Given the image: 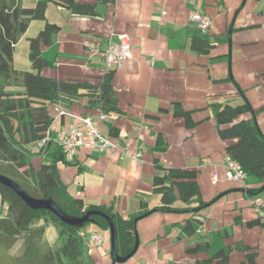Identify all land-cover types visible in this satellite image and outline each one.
Returning a JSON list of instances; mask_svg holds the SVG:
<instances>
[{
	"label": "crops",
	"instance_id": "1",
	"mask_svg": "<svg viewBox=\"0 0 264 264\" xmlns=\"http://www.w3.org/2000/svg\"><path fill=\"white\" fill-rule=\"evenodd\" d=\"M75 1L93 4V14H73L47 4L45 19L58 31L41 52L51 65L42 74L98 88L105 76L104 51L120 35L126 36L132 59L109 74L116 111L104 121L99 120L103 113L83 95L64 96L60 105L48 108L51 142L60 139L71 114L91 118L101 135L117 146L101 151L86 146L91 143L87 138L74 157L64 156L57 167L68 193L81 200L84 210L104 206L130 217L160 205L153 192V180L161 173L157 166L195 170L199 198L192 197L184 207L220 199L194 215L145 214L136 222L137 250L125 264H221L215 255L221 249L228 256L222 264H240L245 249L254 254V264H264V227L254 223L252 198L239 191L256 188L257 180L225 179L228 141L215 120L219 105H240L245 98L264 137V0ZM196 9L211 20L205 35L189 19ZM39 23L35 35L43 26ZM33 25L19 41L30 38ZM15 55L16 46L13 68ZM20 87L13 82L6 90ZM135 152L138 160L131 158ZM192 216L185 232L184 219ZM90 225L83 231L86 235L99 230ZM102 233V245L86 259L111 264L109 233L108 242Z\"/></svg>",
	"mask_w": 264,
	"mask_h": 264
},
{
	"label": "trees",
	"instance_id": "2",
	"mask_svg": "<svg viewBox=\"0 0 264 264\" xmlns=\"http://www.w3.org/2000/svg\"><path fill=\"white\" fill-rule=\"evenodd\" d=\"M106 1V0H104ZM25 0H0V175L5 176L37 199H51L65 214L82 217L86 212L100 211L110 218L114 226V253L110 250V261L115 256H126L135 243L136 223L134 220L153 211L197 214L211 206L220 197L209 203L199 201L196 208L184 207L192 197L199 198L195 170L163 169L157 166L153 180V192L159 195L160 205L153 210L123 217L111 208L90 207L83 209L80 199L71 196L59 175L58 164L64 161V154L57 143L50 140L53 118L48 112L50 106H58L64 96H86L88 104L107 115L116 111L115 99L111 96L109 74L98 88L86 83L62 82L42 74L50 68L41 52L51 44V37L58 27L45 19L48 3L64 8L73 14L92 15V5L78 4L75 0H33L32 6H25ZM32 21L43 22L42 28L28 38V61L30 70L13 68L15 46L26 33ZM193 45L197 40L193 39ZM206 48L207 44L199 42ZM21 85L19 90L7 91L12 83ZM215 120L221 126L220 135L225 138V156L237 163L246 176H253L258 186L249 189L248 197L263 198L259 193L264 185V137L255 123L254 114L244 98L240 105H219ZM48 133L49 140L39 148L37 144ZM248 190V189H247ZM6 204L5 212L0 211V264H95L83 246L87 237L83 229L63 224L46 210H31L9 188L0 184V209ZM97 232H109L104 218L92 216ZM193 216L184 219V231ZM42 221V223H41ZM254 223L264 227V217L256 215ZM52 224L59 237V246L41 250L45 226ZM101 230V231H100ZM22 240V254L11 258L8 254L16 242ZM110 242V240H109ZM240 264H254V254L246 253ZM216 258L225 263L228 256L225 250H218ZM221 263V264H222Z\"/></svg>",
	"mask_w": 264,
	"mask_h": 264
},
{
	"label": "built area",
	"instance_id": "3",
	"mask_svg": "<svg viewBox=\"0 0 264 264\" xmlns=\"http://www.w3.org/2000/svg\"><path fill=\"white\" fill-rule=\"evenodd\" d=\"M165 12H162L164 15ZM189 19L195 24L197 30L205 35L208 33L211 26V20L206 15L201 14L196 9L189 15ZM131 51L128 40L125 35H120L118 41L109 43L103 54V68L105 72L109 70L120 69L123 66L131 63ZM58 109V108H57ZM59 110V109H58ZM107 115L100 114L99 120L104 121L107 119ZM68 122L65 129L60 134V139L56 142L67 158H72L76 155L77 148L84 144V140L89 138L90 144L86 146L97 147L101 151L107 149H116L117 146L110 142L107 138L103 137L94 121L89 117L75 116L67 114ZM49 140L48 133L45 138L41 140L37 146L41 148L46 141ZM125 154V152H124ZM140 155L133 153L131 158L138 160ZM225 167V179L231 183H243L246 174L243 172L241 167L235 163L230 157L225 156L224 158ZM252 208L254 213L260 217H264V198H254L252 200ZM102 245V236L100 232H91L87 237L84 238L83 246L86 250L96 249Z\"/></svg>",
	"mask_w": 264,
	"mask_h": 264
},
{
	"label": "water",
	"instance_id": "4",
	"mask_svg": "<svg viewBox=\"0 0 264 264\" xmlns=\"http://www.w3.org/2000/svg\"><path fill=\"white\" fill-rule=\"evenodd\" d=\"M234 19L232 20L231 25H233ZM231 29L229 30L230 33ZM230 35V34H229ZM228 42H229V36H228ZM0 184L4 185L5 187L9 188L16 196H18L24 204L30 208L31 210H46L53 214L59 221H61L63 224H66L71 227L81 228L84 224H94L93 219H91L92 216H99L101 218H104L106 222L108 223L109 228V239H110V250L111 253H114V226L112 221L108 216H106L104 213L100 211H93L90 210L86 212L82 217L76 218L69 216L65 214L51 199L49 198H43V199H37L29 196L25 192L23 188H21L17 183L12 181L11 179L0 175ZM244 193H249V190L243 189L239 190ZM264 191V185L260 188L259 193ZM221 196H218V198ZM145 215L138 217L134 220V223H136L139 219L143 218ZM138 247V239L137 234H135V243L132 248V250L123 257L115 256L114 260L112 261V264H123L128 259H130L136 252Z\"/></svg>",
	"mask_w": 264,
	"mask_h": 264
},
{
	"label": "rangeland",
	"instance_id": "5",
	"mask_svg": "<svg viewBox=\"0 0 264 264\" xmlns=\"http://www.w3.org/2000/svg\"><path fill=\"white\" fill-rule=\"evenodd\" d=\"M25 1H27V0H25ZM31 5H33V3ZM32 22L34 25L30 28L27 37H31V36L35 35V30L37 29V26L40 25L39 22H41V21H32ZM28 49H29V45H28L27 39H26V41H24V40L18 41V43L16 44V55H15V64H14L15 68H18L19 70L28 71V69H29L28 67L30 64V62H28ZM6 206L7 205L4 204L3 207H1L0 211H3V213H4ZM41 223H42V221H41ZM89 226H91V225L90 224L87 225L83 230H85V229L87 230L89 228ZM101 232H103L102 234L104 236H107V234H105L106 231H101ZM106 239L108 242V236L106 237ZM41 242H42L41 243V247H42L41 250H44V251L48 248L53 249V251H54V249H56L59 246V237H58V234H57L55 227L52 224H48L47 226H45V231H44L43 238L41 239ZM21 245H22V240L19 239L8 253L11 258H18L21 256V254H22ZM106 248H107V250H110L108 248V245H106ZM125 263H123V264H125Z\"/></svg>",
	"mask_w": 264,
	"mask_h": 264
}]
</instances>
